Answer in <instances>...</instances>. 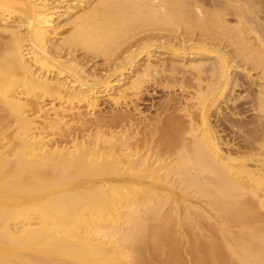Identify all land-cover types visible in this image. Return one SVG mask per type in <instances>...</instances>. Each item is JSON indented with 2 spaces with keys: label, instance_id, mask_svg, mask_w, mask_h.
Masks as SVG:
<instances>
[{
  "label": "bare ground",
  "instance_id": "obj_1",
  "mask_svg": "<svg viewBox=\"0 0 264 264\" xmlns=\"http://www.w3.org/2000/svg\"><path fill=\"white\" fill-rule=\"evenodd\" d=\"M101 2L147 42L99 58ZM263 130L264 0H0V264H264Z\"/></svg>",
  "mask_w": 264,
  "mask_h": 264
},
{
  "label": "rangeland",
  "instance_id": "obj_2",
  "mask_svg": "<svg viewBox=\"0 0 264 264\" xmlns=\"http://www.w3.org/2000/svg\"><path fill=\"white\" fill-rule=\"evenodd\" d=\"M99 8V9H98ZM95 9V8H94ZM97 9H98V11H97ZM101 10V11H100ZM108 10V13L107 12H105V11H107ZM109 10H110V12H109ZM96 13H98V14H101V15H96L95 13H93V16H94V20L96 21V22H99L101 25H102V22L101 21H103V20H106V22L105 21H103L105 24H103V25H105V26H108V28L106 27V29H105V35H103L102 36V39H101V41H100V39H99V41H100V45L102 46L101 48H102V50H98V47L97 46H99L98 45V42H96L97 44H96V47H97V54H98V57L99 58H101V56L102 57H112V58H115L116 56H118L119 55V53L121 52V50L122 49H124V47L126 48V46H128V45H134L136 48L135 49H137V48H141V46L144 44V42H147L144 38H143V40H141L142 39V37L140 36V35H143V33H144V31H147L148 29H152V28H154V27H156V26H154L153 27V25H149L148 26V24L146 25V24H136L135 22L134 23H132L133 25H127V28L125 27V26H123V27H121L120 28V30L119 29H115V28H113L112 27V24L114 25L117 21L116 20H118V14L116 13V12H114L115 10H111V9H106L105 8V6L103 5V3L101 2V4H99L97 7H96V10H94ZM100 11V12H99ZM101 12H103V14L101 13ZM105 12V13H104ZM111 12H113L112 14H111ZM106 13H107V15H106ZM109 13H110V15H112V19H108V18H110V16H109ZM114 14L116 15V20H114L113 19V17H115L114 16ZM101 16H102V18H101ZM106 16V17H105ZM107 16H108V18H107ZM99 17V18H98ZM103 17H105V18H103ZM107 19H108V23H107ZM101 20V21H100ZM110 20H111V23H110ZM114 20V22L112 23V21ZM116 21V22H115ZM108 24H110V26L108 25ZM129 24V23H128ZM178 24V25H177ZM141 25V26H140ZM164 25V24H163ZM177 25V26H176ZM184 25L185 24H183L182 22H179V21H177V22H175L174 21V23L173 24H171V25H166V26H163V27H165V28H167V29H172V28H175V27H177V28H180V29H183V27H184ZM131 26V27H130ZM138 26V27H137ZM169 26V27H168ZM110 27V28H109ZM135 27V28H134ZM141 28V29H140ZM71 30V26H69V27H63V28H61V30L60 31H65V30H68V31H70ZM109 29H110V31H111V33H115L116 34V36L113 34V36H111V34H110V31H109ZM119 30V31H118ZM190 30L191 29H189L188 30V28H187V30H185V32L189 35L190 33H196L197 31L194 29V30H191V32H190ZM68 31H67V33H68ZM115 31V32H114ZM125 32H126V34H125ZM130 32H131V34H130ZM141 33V34H140ZM108 34V35H107ZM108 37H107V36ZM109 35H110V37H109ZM120 35H121V37H120ZM130 36V37H129ZM190 36V35H189ZM141 37V38H140ZM185 37H188L187 35L185 36ZM106 38V39H105ZM108 38V39H107ZM122 38V39H121ZM135 38V39H134ZM134 39V40H133ZM141 40L140 42H139V40ZM105 40V41H104ZM112 40V41H111ZM117 40V41H116ZM97 41H98V39H97ZM107 41V42H106ZM144 41V42H143ZM105 42V43H104ZM117 44H116V43ZM120 43V45H119V43ZM135 42H136V44H135ZM140 43V45H139V43ZM143 42V44L141 45V43ZM104 43V44H103ZM107 43H108V45H107ZM111 43H113V44H111ZM115 43V44H114ZM125 43V44H124ZM134 43V44H133ZM121 46V47H120ZM109 47H110V52L108 51L109 50ZM106 48H107V50H106ZM112 48V49H111ZM87 49H89V48H87ZM116 50V51H111V50ZM106 50V51H105ZM105 51V52H104ZM114 52V53H113ZM117 52V53H116ZM108 53H110V55L109 56H107L108 55ZM100 54V55H99ZM104 54H106V55H104ZM111 55H113V56H111ZM99 58H97V59H99ZM109 58V59H110ZM243 69H245V67L243 68ZM238 71L240 70V72H239V75L238 76H242V74H245V73H251V75H252V79L255 81V79H254V77L256 76V74L258 73V70H251V71H248V70H242L241 68L239 69H237ZM255 71V72H254ZM191 72L192 73H195V71H193V70H191ZM253 75H255V76H253ZM174 77H175V79H174ZM256 78V77H255ZM174 80V81H173ZM177 80V81H176ZM185 80H186V82H185ZM182 79L181 77H179V75L177 76H175V75H173V76H171L170 75V77L168 76V78L165 80H163L162 82L163 83H165L166 82V84H163V85H165L164 86V88L163 87H161V86H155V91H153V94H152V98L153 99H151L150 100V98H148V97H150V96H147L146 97V95H144V96H142L139 100H140V102H138V101H135L136 102V105L138 106V108H139V111L142 113L141 115H146V117H148V119L150 118L149 116L151 115V117L154 115V116H156L157 115V117H158V114H159V117L160 118H162V114H163V118L165 117V118H167V117H169V118H173V117H176V118H181L180 117V115L183 113V111L182 110H180L181 108H182V106L183 105H181V104H183L182 102L183 101H185V100H183L184 99V97H187L188 98V95L189 94H192L193 92L192 91H194V93H196L197 92V90H196V88L195 87H193L192 85H191V83L189 82V81H187V79ZM172 82V83H171ZM189 82V83H188ZM257 82H259L258 81V78H257ZM190 84V85H189ZM179 85V86H178ZM204 84L202 83L201 84V86H203ZM166 86H168V87H166ZM172 87V88H171ZM189 87V88H188ZM167 88V89H166ZM170 88V89H169ZM183 89V90H182ZM185 90V91H184ZM190 92H192V93H190ZM237 92L239 93V91H238V89H236L235 90V94H237ZM150 93H152V92H150ZM187 94V95H186ZM176 95V96H175ZM182 95V96H181ZM173 97V98H172ZM148 98V99H147ZM161 98V99H160ZM142 99V100H141ZM157 99H159V100H157ZM165 99V100H164ZM169 99H171V101H169L168 102V105H172L173 106V104H174V107L175 106H179L178 108H177V110L175 109L174 110V107H172L171 109H169V110H167V109H164V105L167 103L166 102V100L168 101ZM174 99L176 100V102L174 101ZM179 100V101H178ZM147 101V102H146ZM172 101H173V103H172ZM162 102H166V103H162ZM179 104H178V103ZM180 102H181V104H180ZM172 103V104H171ZM139 104V105H138ZM106 105V103L104 102L102 105H100L99 106V108H101V110H103V111H107L108 110V112H109V106H108V103H107V105ZM151 105V106H150ZM108 106V107H107ZM140 106V107H139ZM105 107V108H104ZM155 107V108H154ZM105 110H104V109ZM149 110V111H148ZM158 110V111H157ZM160 110V111H159ZM171 110H172V113L173 114H171ZM168 111V112H167ZM180 111H181V114H180ZM91 112V111H90ZM161 112H162V114H161ZM96 113V112H95ZM157 113V114H156ZM169 113H170V115L171 116H173V117H171L170 115H169ZM156 114V115H155ZM184 114V113H183ZM147 115H149V116H147ZM161 115V116H160ZM182 116V115H181ZM244 117H247V116H244ZM263 132V133H262ZM261 133L262 134H264V130L262 131ZM262 134H259V135H262ZM263 136V135H262ZM250 164H253V163H250ZM249 164V165H250ZM250 166H252V165H250ZM255 167V166H254ZM253 167V168H254ZM261 170H262V172L264 171V168H261ZM143 200V202L141 201V199H140V203H141V205H143L142 207H140L141 205L139 204V201H138V199H134V200H129V201H131L130 202V204L128 203L129 201L128 200H123V201H120V203L122 204V203H124V201H125V203L127 202L128 203V205H130L131 206V204L133 203V202H135V201H138V202H135L134 203V205L136 204V203H138V204H136L137 206L136 207H134L135 209L136 208H139V212L140 211H148V206L151 204V202L150 201H152V203L153 202H155L156 200H150V201H148V200H145V199H142ZM133 201V202H132ZM147 201V202H146ZM171 201V202H170ZM170 201H168V204H167V202H165V204H167V205H165V204H163V203H160L159 205H161V206H163V207H161V206H155L156 207V209H157V213L158 214H160V215H163V216H165V215H167L168 214V211H170L169 212V214H168V216L167 217H165V218H167L168 219V221H169V223L172 225H174V223H175V214L177 215L178 214V217L180 216V215H182V217H184V215H183V213H182V211L184 212V209H181V207H185V206H183V204H181V202H180V206L178 207V208H176L175 207V205L172 207V205H173V203H172V200H170ZM146 202V203H145ZM148 202H149V205H148ZM162 202V201H161ZM124 203V204H125ZM171 203V204H170ZM123 204V205H124ZM147 204V205H146ZM147 207H146V206ZM165 205V206H164ZM170 205V206H169ZM145 207V208H144ZM154 206H152L151 207V205L149 206V208L150 209H152ZM154 207V208H155ZM160 207V208H159ZM122 208V207H121ZM131 208H133V204H132V206H131ZM147 208V209H146ZM119 209V208H118ZM149 209V210H150ZM161 211H160V210ZM170 209V210H169ZM172 209V210H171ZM177 209H179L178 210V212H177ZM124 210V211H123ZM127 210V208H125V205L123 206V208L122 209H120V212H122V215L124 214L123 212H125ZM136 210H138V209H136ZM182 210V211H181ZM172 212V213H171ZM175 213V214H174ZM180 213H182V214H180ZM189 214H191L190 212H188ZM259 213V212H258ZM260 213H261V211H260ZM174 214V216L173 217H169V216H171V215H173ZM189 214H188V217H191V216H189ZM262 214V213H261ZM121 214H120V217L118 218V221H119V223H121L120 221H122V220H124V218H125V216H122ZM263 217H264V214L262 215ZM169 217V218H168ZM181 217V216H180ZM259 217H261L260 215H259ZM123 218V219H122ZM173 218V219H172ZM171 219L172 220H174V222H171ZM181 220H182V218H180ZM184 229V228H183ZM185 230V231H184ZM183 231L184 232H186V230L187 229H184ZM186 233H188V232H186ZM188 235V234H187ZM184 249H186V250H184ZM182 250H184V251H182V252H185L184 254H185V257H186V259H185V261H184V263H183V261H182V259H181V261H182V264H185V262L188 260V259H190V255H191V251L186 247V246H184V247H182ZM188 250H189V255L188 254H186V253H188ZM183 254V255H184ZM184 257V256H183ZM186 263H188L189 264V260L186 262ZM180 264H181V262H180Z\"/></svg>",
  "mask_w": 264,
  "mask_h": 264
}]
</instances>
